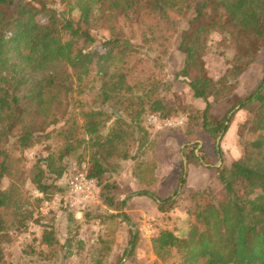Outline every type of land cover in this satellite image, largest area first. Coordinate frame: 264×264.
Listing matches in <instances>:
<instances>
[{
	"label": "trees",
	"instance_id": "1",
	"mask_svg": "<svg viewBox=\"0 0 264 264\" xmlns=\"http://www.w3.org/2000/svg\"><path fill=\"white\" fill-rule=\"evenodd\" d=\"M186 17L177 47L185 56L184 66L175 77L186 78L192 96L205 103L201 114L190 113L189 126L200 124L205 132L224 135L237 111L249 118L238 132L241 156L216 167L218 189L210 185L192 191L186 229L179 235L160 231L151 240L152 250L161 260L174 256L172 264H264V76L222 120L211 123L212 103L226 100L235 87L208 78L194 57L195 42L216 33L228 36L240 69L250 67L264 49V0H0V243L10 242V232L33 218L24 176L43 197L64 193L56 183L70 156L89 165L88 177L97 181L102 202L114 211H122L125 203L114 204L111 192L117 187L106 176L128 160L135 162L138 196L154 199L163 214L177 206V190L164 199L150 191L157 181L156 162L143 161L153 143L142 118L155 114L164 120L167 104L157 97L154 79L131 83L129 78L139 64L130 60L141 49L134 31L143 34L144 44L166 42ZM89 82V88L97 86L91 108L84 109L74 97L86 92ZM72 102L76 107L71 113ZM11 138L20 152L51 138L59 145L25 175L20 159L5 149ZM195 146L187 145L182 157L200 166L205 159L194 153ZM215 149L221 162L218 144ZM3 178L9 179L5 189ZM185 184L182 164L177 187ZM112 216L129 221L124 212ZM41 242L58 244L52 231H44ZM130 243L132 251L136 237ZM102 244L94 264L108 255L107 242ZM0 264H5L1 254Z\"/></svg>",
	"mask_w": 264,
	"mask_h": 264
},
{
	"label": "rangeland",
	"instance_id": "2",
	"mask_svg": "<svg viewBox=\"0 0 264 264\" xmlns=\"http://www.w3.org/2000/svg\"><path fill=\"white\" fill-rule=\"evenodd\" d=\"M193 14L194 12L191 11L188 18ZM186 19L187 17L180 19L177 34L167 37L166 42L158 40L155 43L144 44L143 34L134 31L135 43L140 44L141 49L130 60L131 65L139 64L131 71L129 78L131 83L147 77L154 79L159 84L157 97L163 98L167 104L169 114L164 120L160 119L157 125L146 122L150 114L142 118V126L148 131L150 141L153 143L146 150L143 161L156 162L154 174L157 181L149 188L150 191L164 199L177 190L178 195L175 198L177 206L169 213L163 214L158 211L154 199L138 196L137 192L141 187L133 175L135 162L128 160L119 162L117 172H110L106 176L107 180L115 183L117 187L111 192L114 204L122 207V203H125L122 211L117 212L104 205L100 197V186L97 183V200L82 211L78 218L75 211L65 206L66 183L76 172L88 173L89 165L76 156H70L63 162L66 165V173L56 183L58 188H64V193L56 192L49 198L43 197L24 176L23 191L29 198L33 218L27 222L25 228L10 232V242L0 243V254L5 264H94V259L104 247L102 241L107 242L109 249L102 264H172L175 261L174 256L164 260L157 258L153 253L151 240L162 230L174 231L179 235L180 231L186 229L189 220L186 214L190 208L189 194L193 191L188 185L200 190L210 185L218 189L215 180L216 167L221 164L229 166L241 156L242 148L238 142V132L243 122L249 118V114L245 111H237L224 135L205 132L200 124L193 128L189 126L190 113L197 111L201 114L205 103L192 96L186 78L175 77V73L181 71L184 66L185 56L177 50V47L180 42V32L187 28ZM126 33L129 34L130 31L127 30ZM195 43L194 57L204 68V74L213 81L221 80L223 84L231 83L235 87L226 100L212 103L209 121L214 123L222 120L230 107L236 105L257 87L264 76V49L259 52L255 62L242 71L241 65L233 55V45L227 35L213 33L205 40ZM90 83L87 84L86 92L74 97L84 103V109L91 108L96 90L94 87L97 86L95 84L93 88H89ZM209 101L212 102V99L210 98ZM75 107L72 102L71 113L75 111ZM105 111L109 110L105 109ZM180 117L184 119V123L179 127L165 124ZM197 123H200V120ZM106 127L103 133L107 132L109 124ZM15 141L11 138L5 149L11 157L20 159L19 165L25 175L36 161L55 152L59 145L55 138H51L20 152ZM195 144L194 153L205 159V163L200 166L187 164L182 157L185 147ZM216 144L221 149V162L216 155ZM184 163L186 184L179 189L177 179ZM195 168L206 170L199 175L195 172ZM8 185L9 179L3 178L1 188L5 189ZM35 199L41 201L35 203ZM121 212L126 214L128 222L122 217L112 216ZM44 231H52L58 244L52 247L42 244ZM133 237H136V243L131 251L130 241Z\"/></svg>",
	"mask_w": 264,
	"mask_h": 264
},
{
	"label": "built area",
	"instance_id": "3",
	"mask_svg": "<svg viewBox=\"0 0 264 264\" xmlns=\"http://www.w3.org/2000/svg\"><path fill=\"white\" fill-rule=\"evenodd\" d=\"M148 124L157 125L160 118L155 114H150L146 118ZM184 119L178 118L170 120L165 124L171 127H179L183 125ZM85 169V166H83ZM67 191L65 198V206L71 211L76 212V217H80L82 211L86 210L98 198L97 181L88 177L86 172H76L69 177L66 183Z\"/></svg>",
	"mask_w": 264,
	"mask_h": 264
},
{
	"label": "crops",
	"instance_id": "4",
	"mask_svg": "<svg viewBox=\"0 0 264 264\" xmlns=\"http://www.w3.org/2000/svg\"><path fill=\"white\" fill-rule=\"evenodd\" d=\"M204 170H206V169H205V168H199V169L195 168V172H196L197 174H199V175H202V174H203L202 172H205ZM188 187L191 188V189H193V191H198V190H200V189H196L195 187H192V186H190V185H188Z\"/></svg>",
	"mask_w": 264,
	"mask_h": 264
},
{
	"label": "water",
	"instance_id": "5",
	"mask_svg": "<svg viewBox=\"0 0 264 264\" xmlns=\"http://www.w3.org/2000/svg\"><path fill=\"white\" fill-rule=\"evenodd\" d=\"M184 166H185V163H184ZM131 225V224H130ZM131 227H132V225H131Z\"/></svg>",
	"mask_w": 264,
	"mask_h": 264
}]
</instances>
